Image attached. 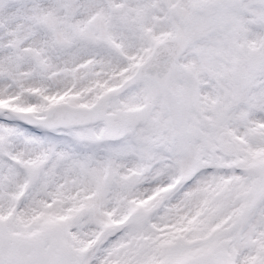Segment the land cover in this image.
<instances>
[{"label":"snow or ice","instance_id":"obj_1","mask_svg":"<svg viewBox=\"0 0 264 264\" xmlns=\"http://www.w3.org/2000/svg\"><path fill=\"white\" fill-rule=\"evenodd\" d=\"M0 264H264V0H0Z\"/></svg>","mask_w":264,"mask_h":264}]
</instances>
